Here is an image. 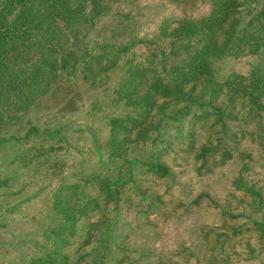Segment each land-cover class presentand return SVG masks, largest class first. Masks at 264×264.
<instances>
[{
	"label": "trees",
	"instance_id": "obj_1",
	"mask_svg": "<svg viewBox=\"0 0 264 264\" xmlns=\"http://www.w3.org/2000/svg\"><path fill=\"white\" fill-rule=\"evenodd\" d=\"M107 1L0 0V127L16 122V116L48 93L61 74L96 71L103 77L106 70L117 65L118 53L111 47L93 51L80 44ZM208 2L205 14L180 17L174 27L162 32L163 39L157 36L145 42L142 51L124 61L109 94L117 107L104 116L103 142L96 143V147L102 145L101 152L96 153L97 167L55 187L48 202L56 221L49 220L45 225L41 234L46 243L40 250L29 252L23 264H80L88 253L74 258L68 252L76 222L101 205L116 201L125 187L135 185L137 180L165 177L167 167L162 155L170 147L169 135L180 131L185 122L187 130L181 135V143H187L188 150L194 149V158L201 166L214 155L220 162L231 158L236 143L225 144L226 139L248 138L258 147V157L264 162V65H254L246 72L228 71L222 78L215 74L216 63L224 58L264 53V0ZM205 123L207 134L196 144L195 126ZM33 128L28 127L22 137L0 136V142L27 140L33 134L51 137L79 131L60 123L52 129L28 133ZM94 132L89 134L96 140ZM238 154L241 164L232 181L249 197L250 201L242 204L255 213L262 200V187L259 181L242 179L244 171L246 177L255 174V159L248 152ZM154 201L159 206L160 196L154 194L150 202ZM213 206L223 218L233 220L239 214L228 205L220 209ZM245 222L227 227L229 238L252 228L264 238L261 220L246 217ZM220 235L225 237L226 231ZM234 251L228 249L224 238L212 260L228 264ZM244 251L249 257L254 255L251 247H242L239 252Z\"/></svg>",
	"mask_w": 264,
	"mask_h": 264
},
{
	"label": "rangeland",
	"instance_id": "obj_2",
	"mask_svg": "<svg viewBox=\"0 0 264 264\" xmlns=\"http://www.w3.org/2000/svg\"><path fill=\"white\" fill-rule=\"evenodd\" d=\"M208 5V0H108L80 44L93 51L111 47L118 53L117 65L103 77L96 71L61 74L48 93L16 116V122L0 127L3 137H22L28 127H34L28 130L33 134L60 123L79 129L58 136L33 134L27 140L0 142V264H23L29 252L40 250L46 243L43 228L57 217L48 202L55 187L60 181L66 183L96 169V153L101 152L99 143L105 134L103 118L117 107L110 101V89L123 71L124 61L142 51L145 42L157 36L163 39L162 32L174 27L180 17L205 14ZM254 65H264V53L224 58L216 63L215 74L222 78L228 71L246 72ZM207 124L195 126L196 144L204 140ZM186 130L187 122L175 135L174 131L169 135L170 147L162 155L165 177L137 180L126 186L116 201L76 222L68 252L74 258L88 253L80 264H223L212 259L224 238L228 249H235L228 264H264V238L257 229L231 238L227 235V227L245 224L246 217L264 223V162L258 157V147L248 138L226 139L225 144L236 143L231 158L220 162L214 155L201 166L194 149L181 143ZM93 132L96 140L89 134ZM240 151L255 159V174L246 177L244 171L242 179L259 181L262 187L255 213L242 204L249 202V197L232 181L239 172ZM154 194L161 198L159 206L150 202ZM213 204L219 209L228 205L239 214L233 220L223 218ZM223 231L225 237L220 235ZM242 247H251L255 257L240 253Z\"/></svg>",
	"mask_w": 264,
	"mask_h": 264
}]
</instances>
